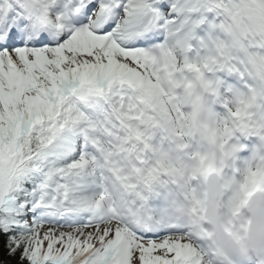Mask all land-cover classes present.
Returning a JSON list of instances; mask_svg holds the SVG:
<instances>
[{
    "label": "snow or ice",
    "instance_id": "snow-or-ice-1",
    "mask_svg": "<svg viewBox=\"0 0 264 264\" xmlns=\"http://www.w3.org/2000/svg\"><path fill=\"white\" fill-rule=\"evenodd\" d=\"M261 138L264 0H0V264H205L162 177Z\"/></svg>",
    "mask_w": 264,
    "mask_h": 264
},
{
    "label": "clouds",
    "instance_id": "clouds-1",
    "mask_svg": "<svg viewBox=\"0 0 264 264\" xmlns=\"http://www.w3.org/2000/svg\"><path fill=\"white\" fill-rule=\"evenodd\" d=\"M262 149L264 138L253 145L252 159L240 165V175L233 176L229 169L231 162L240 160L238 153L221 150L212 141L205 140L191 153H185L187 159L176 164V176L162 177L165 183L160 187L172 190L171 185L179 179L187 196L177 197L172 190L171 198L166 197L155 209L161 217L176 211L187 216L193 201H200L198 218L206 222L207 238L215 246L205 264H264V191L251 189L243 199L240 194L244 178L256 168L264 167L259 161V156L264 155ZM200 156L205 158V166L196 167Z\"/></svg>",
    "mask_w": 264,
    "mask_h": 264
}]
</instances>
